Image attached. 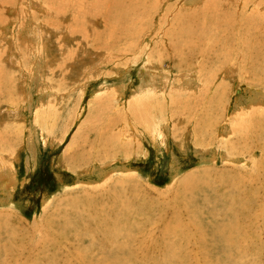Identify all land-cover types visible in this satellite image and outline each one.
Segmentation results:
<instances>
[{
  "label": "rangeland",
  "instance_id": "obj_1",
  "mask_svg": "<svg viewBox=\"0 0 264 264\" xmlns=\"http://www.w3.org/2000/svg\"><path fill=\"white\" fill-rule=\"evenodd\" d=\"M72 1L0 0V264H264V135L232 137L241 112L264 96V0H223L229 14L218 16L207 0H141L137 11L135 0ZM191 26L198 31L182 32ZM185 39L193 50L175 53ZM163 75L191 86L166 97ZM237 216L251 234L224 245L216 228ZM191 223L205 242L180 235Z\"/></svg>",
  "mask_w": 264,
  "mask_h": 264
},
{
  "label": "bare ground",
  "instance_id": "obj_2",
  "mask_svg": "<svg viewBox=\"0 0 264 264\" xmlns=\"http://www.w3.org/2000/svg\"><path fill=\"white\" fill-rule=\"evenodd\" d=\"M76 1V0H75ZM73 2V3H76V2ZM84 2H85V0H83ZM92 1V0H91ZM101 1V0H100ZM110 1V0H109ZM116 0H114V1H111L112 2V5H113V3L115 2ZM119 1V0H118ZM147 1V0H146ZM145 1V2H146ZM164 1V0H163ZM259 1V0H258ZM106 2V1H105ZM108 2V1H107ZM110 2V3H111ZM122 2H124V0L122 1ZM154 2V1H153ZM221 2H224L223 0H207L206 2H205V5H208V4H210V5H212V4H214V6H213V8L211 9V11L209 12V15H214V16H218V14L220 13V11L223 13V14H229V10L226 12L225 10H222L221 8H220V4H222ZM263 2V1H262ZM27 3V2H26ZM25 3V4H26ZM48 3V2H47ZM50 3V2H49ZM91 4L92 3H94V2H90ZM89 3V4H90ZM109 3V2H108ZM121 3V2H120ZM125 3V2H124ZM124 3H122V4H124ZM131 3V2H130ZM135 5L133 6V9L135 10V11H137L139 8H140V5L142 4V1L141 0H135ZM164 3V2H163ZM167 3V2H166ZM29 4V3H28ZM37 4V3H36ZM59 4V3H58ZM88 4V5H89ZM99 4V3H98ZM129 4V3H128ZM154 4V3H153ZM31 5V4H30ZM40 5V4H39ZM65 5V4H64ZM74 5V4H73ZM87 5V6H88ZM111 5V6H112ZM117 5V4H116ZM118 5H119V3H118ZM146 5V4H145ZM151 5V4H150ZM56 6H58V5H56ZM86 6V7H87ZM96 6V5H95ZM94 6V7H95ZM103 6V5H102ZM114 6H115V4H114ZM125 6V5H124ZM147 6V5H146ZM157 6V5H156ZM161 6V5H160ZM164 6V5H163ZM189 6V5H188ZM228 6V5H227ZM226 6V7H227ZM93 7V6H92ZM100 7V6H99ZM106 7V6H105ZM105 7H103L105 10H106V8ZM121 7V10H124V8H125V12H127V8L126 7H123L122 5L120 6ZM154 6H152L151 8H153ZM33 8V7H32ZM31 8V9H32ZM110 8H113V7H110ZM116 8V7H115ZM146 8V7H145ZM148 8V7H147ZM251 8V7H250ZM34 9V8H33ZM33 9H32V11H33ZM52 9V8H51ZM73 9V8H72ZM92 9V8H91ZM94 9V8H93ZM96 9V8H95ZM97 9H98V6H97ZM108 9V8H107ZM118 9H119V7H118ZM82 10V9H81ZM81 10H78V11H81ZM84 10H86V9H84ZM90 10V9H89ZM89 10H87V11H89ZM117 10V9H116ZM115 10V11H116ZM130 10V9H129ZM142 10H144V9H142ZM148 10H150V9H148ZM155 10V9H154ZM250 10V9H249ZM257 10H259V9H257ZM263 10V9H262ZM31 11V10H30ZM31 11V12H32ZM87 11L85 12L86 14H87ZM95 12H96V10H94ZM151 11V10H150ZM162 11V10H161ZM261 11V10H260ZM29 12V11H28ZM93 12V11H92ZM91 11H90V13H92ZM103 12V11H102ZM147 12V11H146ZM152 12V11H151ZM156 12H158V11H156ZM155 12V13H156ZM253 12V11H252ZM259 12V11H258ZM258 12H257V14H258ZM261 12H263V11H261ZM79 13V12H78ZM77 12H76V14H78ZM98 13V12H97ZM104 13H105V11H104ZM123 13V12H122ZM121 13V14H122ZM159 13H161V12H159ZM235 13V12H234ZM83 14V13H82ZM95 14V13H94ZM99 14V13H98ZM116 14V13H115ZM118 14V13H117ZM144 14V13H143ZM89 15V14H88ZM91 15V14H90ZM102 15V14H101ZM111 15V14H110ZM119 15V14H118ZM148 15H149V13H148ZM251 15V14H250ZM259 15H260V13H259ZM55 16V15H54ZM73 16V15H72ZM107 16H109V13H108V15ZM129 16V15H128ZM140 16V15H139ZM147 16V15H146ZM154 16H156V15H154ZM106 17V16H105ZM133 17H135L134 15H133ZM138 17V16H137ZM152 17H153V15H152ZM259 17H261V15L259 16ZM89 18V17H88ZM115 18V17H114ZM125 18V17H124ZM263 17H261V19H262ZM71 19H73V18H71ZM74 19H75V17H74ZM87 19V18H86ZM91 19V18H90ZM105 19V18H104ZM116 20L115 21H117V23H115V24H118L119 23V21H121V17L120 16H116V18H115ZM135 19V18H134ZM152 19V18H151ZM227 19V18H226ZM264 19V18H263ZM81 20V19H80ZM89 20V19H88ZM87 20V21H88ZM129 20H132V19H129ZM212 20H214V19H212ZM259 20V19H258ZM74 21V20H73ZM79 21V20H78ZM86 21V22H87ZM122 21H123V19H122ZM158 21V20H157ZM242 21V20H241ZM53 22V21H52ZM86 22H84V23H86ZM105 22H106V20H105ZM111 23L112 21L110 20V17L108 18V21H107V23ZM151 22H153V21H151ZM163 22V21H162ZM238 22V21H237ZM123 23V22H122ZM131 23V22H130ZM141 23V22H140ZM139 23V24H140ZM249 23V22H248ZM80 24V23H79ZM89 24V23H88ZM133 24V23H132ZM138 24V25H139ZM190 24V23H189ZM227 24V23H226ZM57 25H58V23H57ZM65 25H67V24H65ZM90 25V24H89ZM112 25V24H111ZM110 25V26H111ZM124 25V24H123ZM122 25V26H123ZM137 25V26H138ZM141 25V24H140ZM255 26H257L256 24H254ZM253 25V26H254ZM261 25V24H260ZM263 25H264V23H263ZM51 26V25H50ZM68 26V25H67ZM66 26V27H67ZM91 26V25H90ZM116 25H114L113 27H115ZM65 27V26H64ZM153 27V26H152ZM110 28V27H109ZM116 28H118V27H116ZM122 29V27H119V29ZM124 28V27H123ZM127 28V27H126ZM126 28H124V29H126ZM242 28V27H241ZM261 28H263L262 26H261ZM54 29V28H53ZM56 29H57V27H56ZM55 29V30H56ZM69 29V28H68ZM79 29H80V26H79ZM96 29V28H95ZM264 29V28H263ZM262 29V30H263ZM72 30V29H71ZM71 30H69V32L71 31ZM86 29H84V31H85ZM105 30V29H104ZM112 30V29H111ZM132 30V29H131ZM62 31V30H61ZM65 31V30H64ZM63 31V32H64ZM76 31V30H75ZM83 31V30H82ZM107 32H108V28H107V30H106ZM110 31V30H109ZM115 31V30H114ZM121 31V30H120ZM120 31H119V33H120ZM124 30L122 29V31L121 32H123ZM198 31V27L197 26H191V27H188L187 29H183L182 30V32L183 33H188V34H191V33H194V32H197ZM78 32V31H77ZM87 32H89V31H87ZM103 32V31H102ZM105 32V31H104ZM103 32V33H104ZM125 32H126V30H125ZM129 32V31H128ZM229 32V31H228ZM263 32V31H262ZM66 33V32H65ZM80 33V32H79ZM94 33V32H93ZM93 33H91V34H93ZM96 33H98V32H96ZM101 33V32H100ZM115 33V32H114ZM134 33H135V31H134ZM174 33H176V32H174ZM182 33V34H183ZM220 33V32H219ZM72 34H73V31H72ZM84 34H86V32L84 33ZM88 34H90V33H88ZM99 34V33H98ZM108 34V33H107ZM124 35H125V33H123ZM127 34V33H126ZM177 35H182V34H178V33H176ZM200 34H203V30L200 32ZM239 34V33H238ZM76 35V34H75ZM95 35V34H94ZM129 35V34H128ZM174 35V34H173ZM216 35V34H215ZM260 35L262 36V37H264V35H262V33H260ZM71 36V35H70ZM72 36H74V35H72ZM79 37H80V34L78 35ZM89 36V35H88ZM92 36V35H91ZM96 36H97V34H96ZM96 36L94 37V39H96ZM117 36H119V35H117ZM116 36V37H117ZM133 36V35H132ZM139 36V35H138ZM137 36V37H138ZM203 36V35H202ZM238 36V35H237ZM58 37V36H57ZM62 37V36H61ZM101 37V36H100ZM107 37V36H106ZM120 37V36H119ZM124 37V36H123ZM63 38V37H62ZM89 38V37H88ZM91 38V37H90ZM98 38H99V35H98ZM118 38V37H117ZM122 38V37H121ZM139 38V37H138ZM57 39V38H56ZM58 39H59V37H58ZM82 39V38H81ZM83 39H84V36H83ZM82 39V40H83ZM85 39H86V37H85ZM92 39H93V36H92ZM103 39L105 40V38H104V36H103ZM114 39H115V37H114ZM124 39V38H123ZM140 39V38H139ZM261 39V38H260ZM54 40V39H53ZM62 40V39H61ZM90 40V39H89ZM89 40H87V41H89ZM107 40H108V38H107ZM125 40V39H124ZM127 40V39H126ZM133 40V39H132ZM131 40V41H132ZM136 40H138V39H136ZM173 40V39H172ZM177 40V39H176ZM64 41V40H63ZM78 41V40H77ZM85 41V40H84ZM97 41V40H96ZM101 41H102V37H101ZM100 41V42H101ZM263 41H264V39H263ZM91 42V41H90ZM93 42V41H92ZM95 42V41H94ZM104 42V41H103ZM106 42V44H107V41H105ZM108 42H109V40H108ZM110 42H111V40H110ZM117 42H119L118 40H117ZM28 43V42H27ZM27 43L25 44V45H27ZM39 43V42H38ZM43 43V42H42ZM65 43V42H64ZM78 43V42H77ZM76 43V44H77ZM97 43H99V41L97 42ZM113 43H114V41H113ZM122 43H125V41L124 42H122ZM195 43V41H191V40H189V39H185V41H179L178 43H174V44H172L173 45V47L175 48V53H177V50L179 49V48H188V49H190V50H193V44ZM240 43V42H239ZM59 44V43H58ZM95 43H93V46H95V50H96V45H94ZM100 44V43H99ZM98 44V45H99ZM128 44V43H127ZM126 44V45H127ZM85 45V44H84ZM92 45V44H91ZM102 45L103 44H101V47H102ZM122 45V44H121ZM167 45V44H166ZM177 45H179V48L177 47ZM206 45V44H205ZM29 46V45H28ZM41 46V45H40ZM42 46H43V44H42ZM81 46H83L82 44H81ZM88 46V45H87ZM113 46V45H112ZM112 46H110L111 48H112ZM131 46V45H130ZM168 46H169V44H168ZM90 47H92V46H90ZM135 47V46H134ZM260 47V46H259ZM44 48V47H43ZM81 48H83V47H81ZM88 48H89V46H88ZM106 48H109V46L108 47H106ZM24 49V48H23ZM27 49V48H26ZM84 49H86V48H84ZM103 49V48H102ZM110 49V48H109ZM117 49V48H116ZM79 50H81V49H79ZM114 50V49H113ZM260 49H258L257 51H259ZM263 50V49H262ZM75 51V50H74ZM81 51H83V50H81ZM109 51V50H108ZM172 51V50H171ZM256 51V52H257ZM247 52V51H246ZM261 52V51H260ZM183 53H185V52H183ZM233 53V52H232ZM244 53H245V51H244ZM250 53V52H249ZM254 53V52H253ZM28 54V53H27ZM42 54V53H41ZM178 54V53H177ZM177 54H175V56H177ZM234 54V53H233ZM238 54V53H237ZM260 54V53H259ZM153 55H154V53H153ZM189 55H191V54H189ZM229 57H230V54H227ZM73 56H74V54H73ZM78 56V55H77ZM179 56V55H178ZM192 56V55H191ZM235 56V55H234ZM239 56H241V55H239ZM149 58V57H148ZM241 58V57H240ZM248 58V57H247ZM249 58H251V57H249ZM254 58V57H253ZM252 58V59H253ZM256 58V57H255ZM261 58L262 57H260V60H261ZM40 59V58H39ZM236 59H238V58H236ZM242 59V58H241ZM251 59V60H252ZM259 59V58H258ZM148 60H150V59H148ZM196 60V59H195ZM232 60H234V58L232 59ZM248 60V59H247ZM246 60V61H247ZM159 61V60H158ZM228 61H230V60H228ZM259 61V60H258ZM40 62V61H39ZM231 62H233V61H231ZM230 62V63H231ZM253 63H254V66H255V61H254V59H253V61H252ZM257 62V61H256ZM187 63V62H186ZM185 63V64H186ZM229 63V62H228ZM229 63V64H230ZM234 63H237V62H234ZM260 63V62H259ZM184 64V65H185ZM228 64V65H229ZM233 64V63H232ZM238 64H240V62L238 63ZM237 64V65H238ZM96 65H99V64H96ZM190 65V63H188V65L187 66H189ZM221 65V64H220ZM220 65H219V67H220ZM258 65V64H257ZM260 65H262V64H260ZM95 66V65H94ZM222 66V65H221ZM241 66V65H240ZM263 66V65H262ZM200 67V66H199ZM225 67V66H224ZM235 67H236V65H235ZM246 67V66H245ZM244 67V68H245ZM264 67V66H263ZM93 68V67H92ZM228 68V67H227ZM241 69H242V67H240ZM258 68V67H257ZM256 68V69H257ZM90 69V68H89ZM209 69V68H208ZM222 69H223V67H222ZM226 69V68H225ZM260 69V68H259ZM230 70V69H229ZM146 71V70H145ZM228 71V70H227ZM227 71H225V72H227ZM232 71V70H231ZM253 70H251V72H252ZM183 72V71H182ZM187 72V71H186ZM189 72V71H188ZM248 72H250V71H248ZM250 72V73H251ZM255 72V71H254ZM254 72H253V74H254ZM257 72H259L258 70H257ZM184 73V72H183ZM231 73H233V72H231ZM239 73V72H238ZM238 73H236L237 75H239ZM245 73H247V71L245 72ZM263 73V72H262ZM217 74H218V71H217ZM220 74H222V73H220ZM223 74H224V72H223ZM243 74V73H242ZM253 74H250V76L251 75H253ZM264 74V73H263ZM148 75V74H147ZM190 75V74H189ZM200 75V74H199ZM229 75H231V74H229ZM248 75V74H247ZM255 75H257L258 76V74L256 73ZM255 75H253V76H255ZM192 76V75H191ZM203 76V75H202ZM215 76V75H214ZM213 76V77H214ZM224 76H226V74L224 75ZM257 76H256V78L255 79H257ZM162 77H164L161 81L163 82V84H162V86H163V88H162V95H165L166 97H167V93L168 92H171V91H174V93H175V91L176 92H180V93H182L181 92V90L182 91H184L185 89H187V87H189V86H191V84H187V85H184V84H182V85H179L178 84V80H176V81H172V79H171V77H170V75L168 76V75H163ZM198 77V76H197ZM209 77V76H208ZM227 77V76H226ZM185 77H183V79H184ZM224 78V77H223ZM228 78V77H227ZM233 78V77H232ZM246 78V77H245ZM264 78V77H263ZM155 79L156 78H152L151 77V82H149L150 84H153L154 83V81H155ZM182 79V80H183ZM185 79H187V78H185ZM191 79V78H190ZM193 79V78H192ZM221 79V78H220ZM149 80V79H148ZM197 80V79H196ZM224 80V79H223ZM230 80V79H229ZM172 81V82H171ZM256 81V80H255ZM255 81H254V83H255ZM143 82V81H142ZM185 82V81H184ZM183 82V83H184ZM224 82V81H223ZM225 82H226V80H225ZM166 84L167 85H171V87H169L168 88V86H166ZM230 84V83H229ZM263 84V83H262ZM142 85V84H141ZM145 86L146 85H148V83L146 84H144ZM195 85V84H194ZM210 85V84H209ZM260 85H261V83H260ZM264 86V85H263ZM124 87V86H123ZM150 88V87H149ZM226 88H227V86H226ZM196 89V88H195ZM214 89V88H213ZM123 90V89H122ZM138 90H139V87H138ZM149 90V89H148ZM151 90L152 91H154V88L153 87H151ZM150 90V91H151ZM161 90V89H160ZM170 90V91H169ZM189 90H190V88H189ZM205 90V89H204ZM219 90H221V88L219 89ZM140 91V90H139ZM142 92H146V90L145 89H142L141 90ZM261 91V90H260ZM54 92V91H53ZM141 92V93H142ZM217 92V91H216ZM219 92V91H218ZM264 92V91H263ZM52 93V92H51ZM122 93H124V92H122ZM122 93H120V95L122 94ZM155 94V92H151V94L152 95H154ZM161 93V92H160ZM52 94H54V93H52ZM138 94V93H137ZM147 94V93H146ZM214 94V93H213ZM123 95V94H122ZM121 95V96H122ZM135 95V94H134ZM133 95V96H134ZM145 95V94H144ZM151 95V96H152ZM49 96V95H48ZM51 96V95H50ZM55 96V95H54ZM137 96V95H136ZM150 96V97H151ZM154 96H156V95H154ZM153 96V97H154ZM209 96H210V94H209ZM207 97V96H206ZM257 97V96H256ZM145 98V97H144ZM214 98H215V96H214ZM214 98H212L211 100H210V103L208 102L206 105H208V106H205V110H200V112L201 113H199V114H204L205 113V118L206 117H208L209 115H210V113H211V106L213 105V101L215 100ZM55 98L53 97V99H51L50 101H52V100H54ZM167 99V98H166ZM214 99V100H213ZM261 100H259V99H255L254 101H252V103H251V105H250V112H248V113H243V112H241L242 114L239 116V119L241 120V123L240 124H235V122H234V124H233V128H232V137H234L236 134L238 135V133L240 132H245V133H242V135H241V137H239V140L240 141H242L243 139L244 140H246V139H253V140H257L260 136H263L264 135V110H263V108H262V106H264L263 104V99H264V96H261V98H260ZM48 100V99H47ZM201 100V99H200ZM258 100V101H257ZM172 101L173 102H175L176 100L173 98L172 99ZM219 101V100H218ZM207 102V101H206ZM136 103L138 104V103H140V105H144V103H143V99L141 98V99H139V100H136ZM189 102H187V103H184L183 102V104H185L186 106L184 107V112H186V114H187V112H189L188 114H190V113H192V112H190L191 110H193L194 109V107H196V106H192V104L191 103H189ZM136 104V105H137ZM204 104V103H203ZM139 105V106H140ZM199 105V104H198ZM260 105V106H259ZM201 106V105H200ZM258 106H259V108L260 109H262L263 111H258L257 110V108H258ZM173 108V107H172ZM203 109V108H202ZM225 110V109H224ZM244 110V109H243ZM216 112V111H215ZM217 113V112H216ZM172 115H174V116H176L175 115V113H172ZM173 116V117H174ZM211 117V116H210ZM209 117V118H210ZM221 118H222V116H220ZM199 118H201L200 117V115H199ZM216 118H218V117H216ZM215 118V119H216ZM214 119V120H215ZM111 120V119H110ZM109 120V121H110ZM124 120V119H123ZM198 120V119H197ZM196 120V121H197ZM212 120V119H211ZM97 121H99V120H97ZM96 121V122H97ZM175 121V120H174ZM210 121V120H209ZM233 121V120H232ZM212 122V121H211ZM123 123H124V121H123ZM105 124V123H104ZM104 124L102 125V127L104 126ZM108 124V123H107ZM110 124V123H109ZM213 124V123H212ZM216 124V123H215ZM153 125V124H152ZM194 126V125H193ZM96 127V126H95ZM100 127V126H99ZM99 127H97V128H99ZM190 127H191V125H190ZM215 127V126H214ZM91 128V127H90ZM133 128H134V126H133ZM92 129V128H91ZM104 129V128H103ZM106 129H107V127H106ZM100 130H101V128H100ZM105 130V129H104ZM113 130V129H112ZM136 130V129H135ZM169 130V129H168ZM192 130V129H191ZM209 130V129H208ZM217 130H218V128H217ZM226 130V129H225ZM92 131H94V130H92ZM97 131V130H96ZM99 131V130H98ZM108 131H109V129H108ZM108 131H106V133H111V132H108ZM111 131V130H110ZM130 131V130H129ZM156 131V130H155ZM205 131V130H204ZM125 132H127V131H125ZM124 132V133H125ZM150 133L152 132V131H149ZM153 132H154V130H153ZM198 132H199V130H198ZM197 132V133H198ZM249 134H248V133ZM95 133V132H94ZM97 133H99V132H96V134ZM105 133V132H104ZM113 133V132H112ZM118 133V132H117ZM116 133V134H117ZM160 133V132H159ZM115 134V135H116ZM133 134V133H132ZM153 134V133H152ZM99 135V134H98ZM114 135V134H113ZM201 135V134H200ZM208 135H210L209 133H208ZM97 136V135H96ZM129 136V135H128ZM137 137V136H136ZM156 137V136H155ZM158 137V136H157ZM156 137V138H157ZM230 137H231V135H230ZM231 137V138H232ZM94 138H95V136H94ZM99 140L100 139H102V135L100 134V137H97ZM114 138V137H113ZM128 138V137H127ZM133 138H135V137H132V139ZM206 138H207V136H206ZM231 138H229V140H231ZM115 139V138H114ZM117 139V138H116ZM121 139V138H120ZM126 139V138H125ZM136 139H138V138H136ZM128 140V139H127ZM226 140V139H225ZM228 140V144H230L231 146H234L237 142L236 141H229ZM122 141H124L123 139H122ZM132 141V140H131ZM200 141H202V139L200 140ZM258 141V140H257ZM262 141V140H261ZM88 142V141H87ZM98 142V141H97ZM96 142V143H97ZM199 142V141H198ZM90 143V142H89ZM92 143V142H91ZM94 143V142H93ZM103 143H105V142H102V144L100 145V143H99V145H100V147L103 145ZM227 143V142H226ZM248 143V142H247ZM261 143V142H260ZM29 145V144H28ZM27 145V146H28ZM33 145V144H32ZM89 145V144H88ZM251 145H253V144H251ZM228 146V145H227ZM254 146V145H253ZM258 146V145H257ZM92 147V146H91ZM94 147V146H93ZM98 147V146H97ZM104 147V146H103ZM105 147H106V145H105ZM104 147V148H105ZM113 147V146H112ZM239 147V146H238ZM30 148V147H29ZM32 148V147H31ZM31 148H30V150H31ZM109 148V147H108ZM257 148V147H256ZM28 149V148H27ZM99 149V148H98ZM231 149V148H230ZM255 149V148H254ZM261 150V149H260ZM264 150V149H263ZM97 151V150H96ZM242 151V150H241ZM31 152V151H30ZM246 154V153H245ZM249 154H250V152H249ZM262 157H264V156H262ZM261 157V158H262ZM255 158V157H254ZM260 160V159H259ZM249 161V160H248ZM262 161H263V159H262ZM260 162V161H259ZM255 163V162H254ZM261 163V162H260ZM5 164V163H4ZM10 165H12V164H10ZM9 165V167L11 168L12 166H10ZM259 165V164H258ZM257 166V165H256ZM3 167V166H2ZM1 166H0V169H1V171H3V173L6 175V171H5V169L4 168H2ZM260 169V168H259ZM258 169V170H259ZM261 169H264V168H261ZM15 171V170H14ZM10 172H11V170H10ZM12 173V172H11ZM11 173H9V175L11 174ZM258 173V172H257ZM11 176V175H10ZM13 176H15V175H13ZM12 176V177H13ZM256 176V175H255ZM1 177V176H0ZM6 177H8V175H6ZM11 177V178H12ZM16 177V176H15ZM254 177V176H253ZM259 178V177H258ZM4 179V178H3ZM260 179V178H259ZM262 180V179H261ZM6 181V180H5ZM11 182L14 184L15 183V179L14 180H11ZM10 182V183H11ZM194 182V181H193ZM255 182V181H254ZM258 182V181H257ZM11 183V184H12ZM16 184V183H15ZM18 184V183H17ZM259 185V184H258ZM10 186V185H9ZM10 187H12V186H10ZM248 188V187H247ZM7 189H8V187H7ZM240 189V188H239ZM5 190H6V188H5ZM10 194H12V193H10ZM13 195V194H12ZM232 195V194H231ZM10 196V195H9ZM104 197V196H103ZM256 197V196H255ZM256 198H258V197H256ZM74 199V198H73ZM93 200V199H92ZM95 200V199H94ZM111 201H112V199H111ZM258 201V200H257ZM107 203H109L108 201H106ZM112 203V202H111ZM97 204V203H96ZM95 203H92V202H87V205L90 207V209L93 211L94 210V207L96 208L97 206H95L96 205ZM251 204V203H250ZM250 204H248L249 206H251V205H253V203L250 205ZM86 205V204H85ZM99 205V204H98ZM101 205V204H100ZM103 205H104V203H103ZM142 205V204H141ZM110 206V205H109ZM120 206V205H119ZM255 206V205H254ZM226 207V206H225ZM246 207H247V205H246ZM84 208H86L85 206H84ZM99 208V207H98ZM100 208H102V209H104L103 207H100ZM120 208H121V206H120ZM122 208H124L123 206H122ZM121 208V209H122ZM252 208V207H251ZM257 208V207H256ZM89 209V210H90ZM111 209H112V207H111ZM120 209V210H121ZM253 209V208H252ZM87 210V209H86ZM106 210V209H105ZM221 210V209H220ZM224 210V209H223ZM230 210H232V209H230ZM236 210V209H235ZM244 210V209H243ZM242 210V213L244 212ZM246 211L248 210V208H246L245 209ZM97 211V210H96ZM100 211V210H99ZM107 211V210H106ZM117 211V210H116ZM137 211V210H136ZM249 211V210H248ZM247 211V212H248ZM253 211V210H252ZM251 211V212H252ZM80 212V211H79ZM78 212V213H79ZM114 212H115V210H114ZM84 213V212H83ZM91 213V212H90ZM93 213H95V214H97L96 212H93ZM92 213V214H93ZM118 213V212H117ZM232 213V212H231ZM61 214V213H60ZM80 214V213H79ZM100 214V213H99ZM103 214V213H102ZM106 214V213H105ZM109 215H110V213H108ZM107 214V215H108ZM238 214V213H237ZM240 214V213H239ZM238 214V215H239ZM246 214V213H245ZM112 215H113V213H112ZM117 215V214H116ZM249 215V214H248ZM252 215V214H251ZM260 215H261V213H260ZM89 216H90V214H89ZM98 217H99V215H97ZM104 216V215H103ZM124 216H125V214H124ZM241 216V215H240ZM74 217V216H73ZM75 217H76V215H75ZM81 217V216H80ZM83 217V216H82ZM81 217V218H82ZM85 217H87V215L85 216ZM84 217V218H85ZM93 217V216H92ZM91 217V218H92ZM101 217V216H100ZM99 217V218H100ZM242 217H244V215L242 214ZM250 217H252V216H250ZM98 218V219H99ZM105 218V217H104ZM118 218V217H117ZM247 217H245V219H246ZM249 218V217H248ZM248 218H247V220H248ZM70 219V218H69ZM76 219V218H75ZM79 219V218H78ZM86 219V218H85ZM93 219H94V217H93ZM103 219V218H102ZM110 219V218H109ZM113 219V217L111 218V220ZM121 219H122V216H121ZM240 219V217L239 216H237L236 217V219H234L233 218V221L232 222H227L226 223V225H221L220 227H215L216 228V234L218 235V236H220L219 238L224 242V245H225V243H227L226 245H228V243H230L231 242V245H233L232 244V242L233 243H236V244H239V243H237L238 241L235 239V238H241L240 236H243V237H245V238H248L249 237V234L248 233H250V231H246V230H244L245 229V227L243 228L242 227V225L241 226H239V224H238V220ZM252 219V218H251ZM82 220V219H81ZM107 220H108V218H107ZM116 220V219H115ZM115 220H113L114 222H115ZM220 220V219H219ZM243 220V219H242ZM250 220V219H249ZM248 220V221H249ZM260 220H261V218H260ZM100 221V220H99ZM113 221L110 223V224H112L113 223ZM254 221V220H253ZM69 222V221H68ZM71 222V221H70ZM119 221H117V224H119L118 223ZM194 222V221H193ZM241 222V221H240ZM242 222H244V221H242ZM251 222V221H250ZM80 223H82V222H80ZM89 223V222H88ZM101 223H105L104 221L103 222H101ZM101 223H99V224H101ZM187 223V222H186ZM217 223V222H216ZM73 224H75V223H73ZM92 224H94V223H91V225ZM116 224V222H115V225H117ZM121 225V224H120ZM183 225V223H182V221L180 220V219H178L177 221H175V223L173 224V226H171L170 227V229L169 230H172V231H174V232H178V228H181V226ZM209 225V224H208ZM250 225V224H249ZM102 226H104V224L102 225ZM105 226H107V225H105ZM112 226H113V224H112ZM213 226V225H212ZM65 227V226H64ZM85 227V226H84ZM62 228V227H61ZM102 228V227H101ZM108 229V226L107 227H105V229ZM109 228H110V226H109ZM188 228H190V229H187V231H185V232H183V233H180V235L186 240V241H191V239H196V241H198V242H205L206 240H207V237H205L206 235H205V232L203 231V229H204V227L203 228H201V225L200 224H198V223H191L190 225H188ZM191 228H193V229H196L197 231L196 232H191ZM49 229V228H48ZM116 229H117V227H116ZM253 229V228H252ZM50 230V229H49ZM120 230V229H119ZM118 230V231H119ZM205 230V229H204ZM214 230V229H213ZM109 231H110V229H109ZM111 231H112V229H111ZM116 231V230H115ZM122 231V230H121ZM52 232H53V230H52ZM106 233H107V230L105 231ZM123 232V231H122ZM213 232V231H212ZM103 233V232H102ZM101 233V234H102ZM113 233H114V231H113ZM113 233H112V236H113ZM115 233H118V232H115ZM53 234V233H52ZM66 234V233H65ZM100 234V235H101ZM111 234V233H110ZM129 234H131V233H129ZM234 234L236 235V237L234 236ZM251 234V233H250ZM48 235V234H47ZM46 235V236H47ZM77 235V234H76ZM105 235V234H104ZM107 235V234H106ZM179 235V234H178ZM177 235V236H178ZM69 236V235H68ZM180 236V237H181ZM215 236V235H214ZM252 236V235H251ZM81 237V236H80ZM117 237H118V234H117ZM133 237V236H132ZM173 237V236H172ZM175 237V236H174ZM216 237V236H215ZM253 237V236H252ZM68 238V237H67ZM83 238V237H82ZM251 238V237H250ZM33 239V238H32ZM112 239V238H111ZM180 239V238H179ZM217 240H219V239H217ZM241 240V239H240ZM243 240V239H242ZM49 241V240H48ZM47 241V242H48ZM107 241V240H106ZM105 241V242H106ZM109 241V240H108ZM180 241V240H179ZM221 241V242H222ZM79 242V241H78ZM194 242V241H193ZM222 242V243H223ZM119 243V242H118ZM242 243V242H241ZM104 244V243H103ZM119 244H121V243H119ZM108 245V244H107ZM203 245V244H202ZM97 246V245H96ZM111 246V245H110ZM121 246L122 247H125L124 245H122L121 244ZM234 246V245H233ZM236 246V245H235ZM114 247V246H113ZM242 247V246H241ZM240 247V248H241ZM250 247H251V245H250ZM106 248H107V246H106ZM244 248V247H243ZM114 249H115V247H114ZM117 250H119L118 249V245H117V248H116ZM122 249V248H121ZM121 249H120V253H121ZM125 249V248H124ZM245 249V248H244ZM112 251V250H111ZM248 251H250L249 249H248ZM110 252V251H109ZM108 252V253H109ZM113 252H115L114 250L111 252V253H113ZM117 252V251H116ZM126 252V251H125ZM237 252V251H236ZM103 253V252H102ZM242 254V253H241ZM107 255V254H106ZM109 255V254H108ZM107 255V256H108ZM119 255V254H118ZM128 256L130 255V254H127ZM134 255V254H133ZM257 255V254H256ZM102 256V255H101ZM106 256V257H107ZM110 256V255H109ZM127 256V257H128ZM117 257V256H116ZM116 257H114V258H116ZM135 257V256H134ZM114 258L112 259V258H110L111 259V261L113 260V263L111 262V264H118V262H116L115 260H114ZM120 257H118V259H119ZM132 258V257H131ZM163 258V257H162ZM133 259V258H132ZM135 259H137V257H135ZM165 259H166V257H165ZM105 260V259H104ZM169 260V259H168ZM118 261H120V260H118ZM124 261V260H123ZM162 261V260H161Z\"/></svg>",
  "mask_w": 264,
  "mask_h": 264
}]
</instances>
